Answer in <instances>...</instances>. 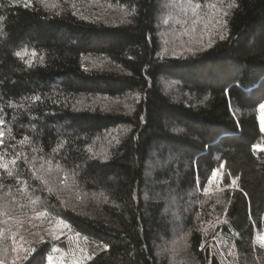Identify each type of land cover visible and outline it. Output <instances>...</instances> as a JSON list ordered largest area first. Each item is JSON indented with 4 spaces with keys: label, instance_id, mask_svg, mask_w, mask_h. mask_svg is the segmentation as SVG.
Instances as JSON below:
<instances>
[{
    "label": "trees",
    "instance_id": "1",
    "mask_svg": "<svg viewBox=\"0 0 264 264\" xmlns=\"http://www.w3.org/2000/svg\"><path fill=\"white\" fill-rule=\"evenodd\" d=\"M263 104L264 0H0V261L264 264Z\"/></svg>",
    "mask_w": 264,
    "mask_h": 264
},
{
    "label": "rangeland",
    "instance_id": "2",
    "mask_svg": "<svg viewBox=\"0 0 264 264\" xmlns=\"http://www.w3.org/2000/svg\"><path fill=\"white\" fill-rule=\"evenodd\" d=\"M264 105V104H263ZM261 112L260 116H261V128L264 132V109L261 108ZM221 176V172L219 171V176L218 177H214L213 180L209 183V188L210 189H218L219 188V183H220V177ZM24 220L21 223V225L25 226V228H23L22 233L25 234V236L28 235V237L32 236H36V235H41V234H47V237H54V238H59L60 236H62L65 233V228L66 226L64 225V223H51V224H43L40 217L37 216H24L23 217ZM21 219H17L15 221H13L12 224H16L17 222H19ZM41 221V222H40ZM26 222H28L29 224H31L28 228L27 225L25 224ZM20 228V226L18 227ZM24 235H21L20 238H24ZM261 237H264L261 236ZM261 243L264 244V241H262L260 238L259 240ZM214 243V246L216 247V249H222L223 253L221 255L225 256V258H229V253H227L225 251L226 248V242H224L223 240L219 239L218 241L216 240ZM231 260V262L233 263L232 258H229Z\"/></svg>",
    "mask_w": 264,
    "mask_h": 264
},
{
    "label": "snow or ice",
    "instance_id": "3",
    "mask_svg": "<svg viewBox=\"0 0 264 264\" xmlns=\"http://www.w3.org/2000/svg\"><path fill=\"white\" fill-rule=\"evenodd\" d=\"M16 55H21V53H16ZM261 108L262 109H264V105H262L261 106ZM0 123H2V122H0ZM0 136H2V134H0ZM0 142H2V141H0ZM257 148H259L261 151H264V147H262V146H259V145H257L256 146ZM10 174V173H9ZM219 176V171L217 170L215 173H214V177H218ZM236 183V181L234 180L233 181V184H235ZM260 239L262 240V241H264V237H260ZM51 259V258H50ZM0 264H3V262L2 261H0Z\"/></svg>",
    "mask_w": 264,
    "mask_h": 264
}]
</instances>
